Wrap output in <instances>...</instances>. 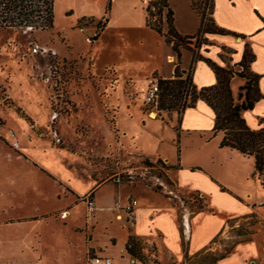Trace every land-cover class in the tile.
I'll return each instance as SVG.
<instances>
[{"label":"rangeland","instance_id":"1","mask_svg":"<svg viewBox=\"0 0 264 264\" xmlns=\"http://www.w3.org/2000/svg\"><path fill=\"white\" fill-rule=\"evenodd\" d=\"M105 2L58 0L60 9L73 5L74 14L58 17L56 29L0 30V220L75 205L82 220L85 211L95 212L96 193L103 201L116 194L119 202L129 197L132 228L134 190L154 203L161 199L149 191L169 199L178 209L180 225L187 209L229 208L224 195L199 173H173L158 163V155L177 159L175 129L181 114L160 112L157 104L147 102L151 84L161 77L157 73L155 78L154 71L166 69L167 55L160 35L146 28L149 0H113L108 26L107 18L101 19ZM83 16L95 18L78 23ZM36 44L53 48L57 55L35 54ZM184 145L189 164L207 156L205 150L199 152L197 140ZM146 159L153 165H146ZM253 182V193L261 197L260 182ZM159 186L163 190L157 192ZM37 226L47 236L58 230L53 223ZM116 234L121 239L122 232ZM236 241L240 239L195 258H189L185 246L186 263L215 264ZM141 242L148 264H186L171 259L160 263L152 243Z\"/></svg>","mask_w":264,"mask_h":264},{"label":"crops","instance_id":"2","mask_svg":"<svg viewBox=\"0 0 264 264\" xmlns=\"http://www.w3.org/2000/svg\"><path fill=\"white\" fill-rule=\"evenodd\" d=\"M107 3L108 0L105 2V14L101 19L106 17ZM192 3V0L170 2L175 12V25L183 35H196L201 27V17ZM73 7L68 4L67 7L60 9L58 0L55 1L54 29L58 26V17L69 19V16L74 14ZM111 17L112 13L107 19L106 26ZM83 18L95 17L83 16L81 19ZM213 18L220 28L244 35L246 38L208 34L207 38L212 45L204 46L201 54L222 67L234 66L239 70L240 67L236 65L243 60L245 46L249 44L256 56V60L251 64V70L262 76L260 88L264 94V0H214ZM161 40L167 50L166 69L155 70L154 73H158L164 79H171L175 74L176 57L165 39L161 37ZM181 68L186 73L185 76L192 70V82L199 88L218 83L213 69L205 61L195 60L191 50L183 49ZM231 84L233 94L238 99L245 80L236 76ZM251 116L257 118L251 120ZM244 117L253 129L260 128L261 119L264 118V99L257 103L254 110L245 112ZM180 118V161L178 153L174 162L165 156H158L169 165L179 166L170 169L173 173L189 170L202 175L205 183L217 188V191L224 195V205L230 204L229 208L224 207L219 211L215 207V212H191L187 209L180 225L178 209L169 202V199H163L158 193L149 191L161 199V202L154 203L134 190L137 205L131 211L133 227L130 228L129 197L124 196L119 202L117 195L113 194L108 200L103 201L96 193L95 212L85 211L82 220L75 211L78 205L67 210L60 208L50 210L38 216L0 220V264L4 260L8 264H87L91 254L111 258L112 264H144L127 251L131 235L143 242H151L160 263H165L168 259L186 263L185 246L189 258H195L197 254L216 249L212 248L215 245L217 249H223L229 242L240 239L235 242L232 251L218 258L215 264H264V193L260 183L261 197L252 191L253 181H258L254 177V159L238 151L220 147L222 133L214 134L216 115L206 102L199 101L194 108H188ZM176 125L177 120L175 127ZM191 138L200 143L199 152L203 149L207 155L199 156L197 163L193 164L186 162L184 145L185 141ZM175 141L178 150L177 132ZM176 184L184 188L177 182ZM198 191L207 195L202 188ZM38 222H45L47 225L53 223L58 230L47 236L43 228L37 226ZM117 231L122 232L121 239L117 238ZM239 231L241 232L235 233ZM6 232L9 233L8 237L5 236ZM100 236H105V240L100 241ZM218 239L222 241H217ZM254 247L258 249L257 254L253 251ZM242 252L246 253L244 257Z\"/></svg>","mask_w":264,"mask_h":264},{"label":"trees","instance_id":"3","mask_svg":"<svg viewBox=\"0 0 264 264\" xmlns=\"http://www.w3.org/2000/svg\"><path fill=\"white\" fill-rule=\"evenodd\" d=\"M55 1L56 0H0V30L22 29L31 32L37 30H53L55 28ZM172 0H149L147 6L146 25L163 37L175 55V74L171 79L158 78L160 92L157 99V110L168 113L183 114L188 108H194L199 101L206 102L215 112L216 122L214 134L222 133L221 148L238 151L255 161L254 177L264 188V118L261 127L253 129L244 117V113L254 110L257 103L264 99L261 92V75L251 70V64L256 60L249 44L245 46L243 60L237 64L242 70L234 66L222 67L210 58L201 54L204 46L212 45L207 38L208 34L233 35L246 38L217 26L214 18V0H193V8L201 17V27L196 35H183L175 25V12L170 6ZM153 8H156L154 11ZM113 0H108L106 18L111 16ZM86 18L79 21L82 22ZM94 18H92L93 20ZM183 49L191 50L195 60L205 61L216 73L218 83L214 86L199 88L192 82V70L185 76L181 68ZM239 76L245 80L241 87L238 99L232 90V80ZM157 78V73H155ZM178 160L181 157V118L176 127ZM158 163L166 169H175L179 166L166 164L163 159ZM145 164L152 166L149 159ZM157 192L162 186L155 188ZM226 191L225 188H223ZM127 251L133 258L148 264L143 255L144 247L141 240L131 235Z\"/></svg>","mask_w":264,"mask_h":264},{"label":"built area","instance_id":"4","mask_svg":"<svg viewBox=\"0 0 264 264\" xmlns=\"http://www.w3.org/2000/svg\"><path fill=\"white\" fill-rule=\"evenodd\" d=\"M153 10L155 11L156 8H153ZM30 29L26 30L27 32ZM82 31H84V29H82ZM34 53L35 54H41L42 56H48L50 53L52 55H57V51L54 50L53 48L47 47V46H41L39 44L35 45L34 48ZM160 92V88L158 83H154L151 84L150 88H149V92H148V96H147V102L148 103H157V99H158V95ZM19 145L17 144L16 147H18ZM89 205L92 206L94 205V201L91 200L89 202ZM133 205L136 206L137 205V201L133 202ZM91 208V207H90ZM113 260L111 258L102 256V255H90L87 261V264H112Z\"/></svg>","mask_w":264,"mask_h":264},{"label":"bare ground","instance_id":"5","mask_svg":"<svg viewBox=\"0 0 264 264\" xmlns=\"http://www.w3.org/2000/svg\"><path fill=\"white\" fill-rule=\"evenodd\" d=\"M153 118H155V114L153 113L152 115H151Z\"/></svg>","mask_w":264,"mask_h":264}]
</instances>
